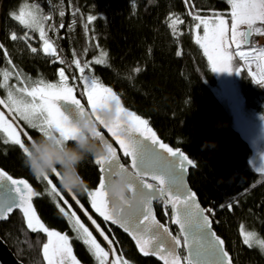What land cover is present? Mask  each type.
Returning <instances> with one entry per match:
<instances>
[{
  "label": "trees",
  "instance_id": "1",
  "mask_svg": "<svg viewBox=\"0 0 264 264\" xmlns=\"http://www.w3.org/2000/svg\"><path fill=\"white\" fill-rule=\"evenodd\" d=\"M23 5L33 10L39 7L43 38L56 45L60 60L64 61L62 66L80 95L84 84H79L81 77L73 61L76 55L83 57L86 50V70L92 67V78L117 92L129 111L147 119L159 140L183 150L196 163L190 170L189 182L234 264H264V248L244 243L248 232L264 240V173L258 174L250 167L254 146L237 129L232 115L216 95L215 72L195 38L197 15L232 21V6L227 0H0V71L5 66V52H9L31 75L53 81L55 65L40 54L42 45L36 44L35 53L26 47L30 37L42 38L39 28L28 29L10 15ZM88 14L96 17L89 25L90 42L82 24ZM12 33L18 37L27 34V38L12 40ZM252 43L264 45V39ZM95 44L107 53L104 64L93 60ZM137 68L139 72L135 71ZM238 80L246 104L264 114L263 87L253 81L244 67ZM2 141L0 137L1 167L16 178L27 179L37 193L51 187L35 181L17 145ZM94 158L87 157L79 169L90 189L96 188L98 179ZM82 193H75L79 204L68 195L67 198L73 211L94 232L79 209L83 204L91 211L89 201L81 198ZM58 202L67 208L59 196L56 201L36 196L33 208L50 230L67 232L70 223L59 211ZM155 206L159 219L171 224L170 209L161 201H156ZM95 218L118 255L133 264H164L156 255H144L128 234L103 218ZM171 230L178 232L177 226ZM0 236L24 264H46L43 244L48 241L47 235L28 229L20 211L0 223ZM74 244L85 264H99L83 241Z\"/></svg>",
  "mask_w": 264,
  "mask_h": 264
},
{
  "label": "snow or ice",
  "instance_id": "2",
  "mask_svg": "<svg viewBox=\"0 0 264 264\" xmlns=\"http://www.w3.org/2000/svg\"><path fill=\"white\" fill-rule=\"evenodd\" d=\"M227 2L232 6L231 41L238 50V56L245 61L255 59L259 63L260 60H264V49L257 51L255 48L250 47L247 52L239 51V49L243 43L252 44L249 37L253 35V31L257 33L264 32V29L255 27L258 21L264 24V0H227ZM39 12L38 6L35 11L21 7L18 12H12L10 15L26 28L38 27L40 36L43 37L45 31L43 27H40L42 17ZM60 15L63 16L64 12H60ZM88 19L91 21L96 17L89 16ZM195 19L199 21L195 24V28L199 30L203 25L204 31L203 39L197 34L196 43L204 48L205 54L212 63V70L233 72L234 69L231 65L233 57L227 51L231 45L226 43L229 31L228 22L219 18L210 30L206 20L199 15ZM241 25H247V29L240 30ZM60 27H63V25ZM18 38L26 39L27 34L18 37L15 33H12V40ZM2 47L3 45H0V48ZM31 51L35 53L37 49L31 48ZM43 51L49 55L56 54V49L47 40ZM102 56L106 59L107 53H102ZM105 59L97 58L95 63L104 64ZM60 62L64 63L63 60ZM73 63L79 69L81 79L84 81L85 92L82 95L87 97L88 108L81 102V99L77 98L76 88L69 86L64 68L59 69L61 80L59 85L45 84L41 81L30 89L28 87L20 88L18 91L24 94L21 96L15 95L9 89L7 91V102L5 99L0 98V105L7 108L9 112L18 113L19 119L27 122V125L31 128L38 129L40 133L49 136L58 133L60 137L71 142L78 131L74 124L75 119L89 112L95 113L98 106L115 101L117 105L116 120L110 124L102 120L100 122L115 138L122 150V156L129 158L130 164L126 166L120 162L121 154L117 152L112 143H110L109 155L95 157L94 163L100 166V171L106 177L110 178H113L120 170L128 171L136 190L142 194L143 199L137 204L131 215H116L106 191V179L101 178L97 188H87L85 191L90 197L91 207L105 221L118 224L125 232H131L144 255H159V258L164 260L165 264H181L179 257L175 255L176 249L181 245V238L172 235L169 227L155 218L151 204L153 200L158 198L167 200L175 212L173 223L179 225V228L185 233L187 228L192 226L201 231L210 228L211 222L207 216L202 215L199 205L195 203L196 194L188 190L184 183L185 172L189 166H194L193 161L183 152L178 149L174 150L160 141L156 133L149 127V121L135 112L127 110L121 102V97L111 87L104 86L98 80L85 75V67L88 66L89 62H85V65L81 66V61L75 59ZM135 71L139 72L140 69L137 68ZM235 72L239 73V69H236ZM8 79L9 74L4 73L3 80L5 84ZM255 83L264 87V73H261L259 78L255 79ZM60 102L64 103L61 104ZM96 119L100 120V117L97 115ZM0 132L7 135L5 143L10 142L18 145L23 154L28 152V146L21 139L17 126L7 119L2 111H0ZM102 137L105 139L103 135ZM26 138L31 142L33 141L30 135L26 134ZM261 160L264 161V153H261ZM259 170L264 172V168ZM54 175L59 179L60 172L56 171ZM149 177L156 183L148 182ZM42 178L51 186L50 188L46 187V193L53 201H56L57 196L60 194L57 184L53 183L50 175H45ZM72 194L75 196V193ZM36 195H40V193L35 192L27 180L14 179L6 171L0 169V201L4 205L0 208V219H5V214L11 213L14 208L22 209L27 228L32 232L47 235L48 241L43 244V256L47 260V264H66V261L70 264H79L75 256L72 255L69 236L50 230L36 214L31 203L32 197ZM76 202L79 204L78 200ZM63 203L69 209L71 208L68 200L65 199ZM81 207L83 208V205ZM228 207L231 208L232 205L229 204ZM59 211L68 218L72 229L77 233V238L82 239L90 247L99 260V264H106L109 251H106L97 242L93 233L81 221L76 212L72 211L69 215L64 207H59ZM85 214L88 215L87 212ZM88 219L100 230L104 239L108 240V236L104 235L96 220L92 219L90 215ZM252 236L253 233L251 232L245 233L244 243L251 246ZM183 239L187 243V234ZM108 242L109 244L112 243L111 240H108ZM259 243L264 247V240H260ZM223 244L224 241L216 237L214 242H209V250H214L215 254L218 255L219 264H231V258L223 249ZM193 247L195 248V256L198 257L201 254V248L195 240L193 241ZM165 254L171 255L172 258L165 260ZM189 255L192 256V253L190 252ZM113 264H121L120 257H115ZM123 264H127V261H124ZM188 264H193V261L190 259ZM196 264H199L198 260Z\"/></svg>",
  "mask_w": 264,
  "mask_h": 264
},
{
  "label": "clouds",
  "instance_id": "3",
  "mask_svg": "<svg viewBox=\"0 0 264 264\" xmlns=\"http://www.w3.org/2000/svg\"><path fill=\"white\" fill-rule=\"evenodd\" d=\"M100 120L96 119V116ZM117 117L115 101L98 106L95 113H87L74 120L78 131L69 142L58 134L44 135L33 139L24 154V163L36 177L60 172L59 183L69 193H82L88 188L84 177L80 174V165L89 156L101 157L109 155L110 142L100 132L101 120L112 123ZM111 205L116 215L131 212L143 199L142 194L126 170H120L106 184Z\"/></svg>",
  "mask_w": 264,
  "mask_h": 264
},
{
  "label": "rangeland",
  "instance_id": "4",
  "mask_svg": "<svg viewBox=\"0 0 264 264\" xmlns=\"http://www.w3.org/2000/svg\"><path fill=\"white\" fill-rule=\"evenodd\" d=\"M21 7H24L26 10H28V9L33 10L29 6H24L23 5ZM33 11H35V10H33ZM89 16H92V15L88 14V15L84 16V18L82 19V24L84 26L83 30H84L87 38H88V41L90 42L92 35H91V31H90V26L89 25H90V23L93 20L90 21L88 19ZM219 18L225 19L228 22L227 26H228L229 31H228V34H227V37H226V43L231 45L230 47H228L227 51L232 54L233 59L231 61V65H232L234 71L233 72H227V71L217 72V71H214L215 75H216V78H217V85L213 89H214L216 95L221 99L223 104L226 106V108L228 109V111L232 115L233 120H234V124L237 127V129L243 135H247L248 139L251 140V143L254 146V152L257 154V156L259 158V156H261V153H264V145L262 144V142L260 140V135H259L261 130H262V128H264V114H261L258 111H256L255 109L250 108L246 104V99L243 96V94H242V92L240 90V86H239V80H238L239 73L235 72L236 69H239V71H241L243 69V67L248 71L249 74L252 73V71H251V69L248 70L246 68V66L242 62L241 58L238 56V50L235 48V45L231 41V24H232V21L229 23V20L227 18L218 17V16L211 17L210 19L209 18H203V19L208 22L209 29L211 30V28L214 27V23L218 22ZM29 19H30V17H29ZM197 23H199V21H197ZM255 27L264 29V24H261V22L258 21ZM35 28L36 27L33 26L32 28H28V29L36 30ZM246 28H247V25H241L240 26V30H245ZM197 34H199L200 37L203 39V37H204L203 25H201V28L199 30H197L195 28V38H196ZM263 39H264V32L257 33L255 31H253V35H252L251 41L256 42V41L263 40ZM94 46L96 48V56H94L93 60H96L97 58L105 59L102 56V53H104L105 51L101 47L96 45V44ZM243 46H244V43L241 45V48L239 49V51H245V50H243ZM30 51H31V49H30ZM87 54L88 53L85 50L83 52V57H80L79 55H76L75 59H79L81 61V66H84L85 62H88L86 60ZM106 59H105V62H106ZM238 60L240 61L239 64H237ZM210 63H211V61H210ZM211 65H212V63H211ZM61 67H62V63H61ZM86 68L87 67H85V73L84 74L89 76L90 78H92L91 73H90V72H92V67H91L90 71H87ZM78 71H79V69H78ZM249 71H251V72H249ZM57 74H58V76H57ZM79 74H80V72H79ZM56 76L53 79V81L52 80H43V79L32 80V81H36V82H39V81L46 82L47 81L46 84L47 83H53V84H58L59 85L61 83V80H60V77H59V73H56ZM250 76H251V74H250ZM80 77H81V74H80ZM82 82L84 84L83 79H81L79 84L81 85ZM76 86L77 85L75 83L73 85V87L76 88ZM28 88L30 89L31 86H28ZM84 91H85V85H84ZM14 94L17 95V96L24 95V94L20 93L18 90L15 91ZM9 113H10V115L12 117L10 121H12L15 126H17V130L19 132L22 131L24 134L25 133L27 134V132L24 131L25 130L24 126L21 123L20 119L18 118V115H16L14 112H12V113L9 112ZM88 216H89V214L86 215V219L91 224L92 228L94 229V232L91 231L92 230L91 228L89 230L93 233V235L95 236L96 240L98 242H100L102 247L106 251H109V256L106 259L107 263H109V264L112 263L113 264V261H114L115 257H120L121 264H123L124 261H127V264H133V263L129 262L127 259H125V258H123V257H121L120 255L117 254V252L114 249L113 244L112 243L109 244V242H108V240H111L109 235L102 229L104 235L108 236V240H105L104 236L101 235L100 230H98L96 228V226L93 225L91 223V221L88 219ZM81 221H82V219H81ZM74 233H75V235H77V233L75 231H74ZM251 233H253V232H251ZM80 240H82V239H80ZM259 241H260V239L256 236V234L253 233V236H252V238L250 240V243H253V244L261 246ZM91 253H93V252L91 251ZM178 257L180 259L181 264H183L184 260L186 259L185 254L183 253V250L180 251V254L178 255Z\"/></svg>",
  "mask_w": 264,
  "mask_h": 264
},
{
  "label": "flooded vegetation",
  "instance_id": "5",
  "mask_svg": "<svg viewBox=\"0 0 264 264\" xmlns=\"http://www.w3.org/2000/svg\"><path fill=\"white\" fill-rule=\"evenodd\" d=\"M27 42V41H26ZM26 47L28 48H33L35 47L36 49L38 48L36 43H33L32 41L30 42H27L26 44ZM41 48V55L46 57V58H49L51 60V64L59 67V68H63V66L61 67V60H60V57L59 55L56 53L55 55H49L47 53H45L43 51V48L44 46H39ZM30 51V50H29ZM32 52V51H31ZM37 52V51H36ZM4 67L2 68V72L0 73V98H3L6 100L7 102V91L9 89H11L13 91V93L17 90H19L20 88H23V87H28V86H35L37 83L41 82H36V81H32V80H40V78H37L33 75H31L28 71L25 70V68L23 66H21L20 63H18V61H16L13 57L12 54H10L9 52H5V62H4ZM4 73H8L9 74V79L7 81V83L5 84L4 80H3V74ZM65 75L68 77V84L69 86H73V82L72 80L70 79V76L65 73ZM46 84V82H44ZM85 91H83L84 93ZM76 96L78 99H81V102L85 104L86 108H88L89 106L87 105L86 101H87V97L86 95H80L77 90H76ZM122 102V101H121ZM123 104V103H122ZM125 107V106H124ZM126 108V107H125ZM127 109V108H126ZM128 110V109H127ZM0 111L4 112L5 114V117L9 120H11V115L8 111L7 108H5L3 105H0ZM12 113V112H11ZM21 123L23 124L24 126V131L27 132V135H30L33 139H36L38 137H40L42 135V133L39 132L38 129H33L31 128L30 126L27 125V122L23 121L22 119H20ZM264 128H262L260 134L263 132ZM22 132V131H21ZM20 132V136H21V139L24 140V143L26 146H29L31 144V141L27 140L26 138V133L24 134L23 132L21 133ZM100 132H103L110 143H113V145L115 146V148L117 149V152L119 154H121V163L125 164L126 166L129 165V158L127 157H123L122 156V153H121V150L119 149L116 141L109 135V133L106 131V129L100 125ZM58 134V133H57ZM259 134V135H260ZM0 137H1V140H3L2 142H4L6 139H7V135L5 133H2L0 132ZM5 143V142H4ZM9 145H15V144H12V143H8ZM18 146V145H17ZM19 147V146H18ZM20 148V147H19ZM20 150L22 151V149L20 148ZM23 153V151H22ZM24 155V154H23ZM95 159V158H94ZM94 159L92 161H94ZM97 166V171H98V179H97V186L96 188L98 187V183H99V180L102 178V172L100 171V166L99 165H96ZM50 178L53 180V183H59V179L55 177L54 174H50ZM34 179L35 181L40 184L41 186H44L45 183H47L45 180H43V178H37L36 176H34ZM148 182L152 183L151 181L148 180ZM30 183V182H29ZM60 184V183H59ZM32 185V184H31ZM35 189V188H34ZM59 189V188H58ZM95 189V188H94ZM35 192H37V190H35ZM39 193V192H38ZM67 195L68 197H70L74 202H76L77 198L75 196H73L72 193H69L67 191H65L64 189L61 190L60 189V194L58 195L62 201H64L65 199L68 200L67 198ZM37 197H41V198H45L46 197H50L48 194H46L45 192V189L40 193V195H36ZM34 196V198L36 197ZM33 198V199H34ZM81 198L83 199V201H89L90 203V209L91 211L89 212L85 206H83V208L81 206H79V209L85 214V212H87V214H89L90 216H92V218L94 220H96L95 216L96 217H99V218H103L101 217L98 213L95 212V210L91 207V200H90V197L88 196L87 192H84L81 194ZM156 202V201H155ZM161 202H163L161 200ZM69 203V201H68ZM33 204V203H32ZM59 205V207H62V205H60V203L58 202L57 203ZM70 204V203H69ZM164 204V203H163ZM83 205V204H81ZM165 205V204H164ZM168 208V207H167ZM65 211H67L69 213V215L71 214V212L73 211V205H71V208L69 209L68 207L65 208ZM78 215V214H77ZM86 215V214H85ZM79 216V215H78ZM83 221V220H82ZM110 224L111 222L108 221ZM83 223L90 229L89 225L87 223H85L83 221ZM164 223V222H163ZM115 226V225H114ZM118 228V227H117ZM56 231V230H55ZM92 231V230H91ZM122 231V230H121ZM57 232H60L62 234H67L69 236V243L71 244V248H72V255L75 256L76 260L79 262V264H85L83 259L80 257L81 254H80V250L75 246L74 242H79V241H82L80 239L77 238V235H75L73 229L71 226H69L68 228V231L65 232V231H57ZM54 239V238H53ZM98 242V241H97ZM47 243V242H46ZM100 244V242H98ZM101 245V244H100ZM102 246V245H101ZM137 246V245H136ZM88 247V250L91 251L90 247L87 245ZM96 257V256H95ZM97 259V257H96ZM46 260V259H45ZM98 260V259H97ZM99 261V260H98ZM46 263H47V260H46Z\"/></svg>",
  "mask_w": 264,
  "mask_h": 264
},
{
  "label": "water",
  "instance_id": "6",
  "mask_svg": "<svg viewBox=\"0 0 264 264\" xmlns=\"http://www.w3.org/2000/svg\"><path fill=\"white\" fill-rule=\"evenodd\" d=\"M247 29V28H246ZM245 29V30H246ZM252 36L249 37V39L251 40ZM245 46H248L247 43H244ZM61 104H63L64 102H60ZM107 131V130H106ZM108 132V131H107ZM102 135L105 137V139L109 142L107 136L101 132ZM109 133V132H108ZM109 135L111 136V134L109 133ZM112 137V136H111ZM114 140L115 138L112 137ZM260 140L262 142V144L264 145V130L263 132L260 134ZM161 141V140H160ZM117 143V142H116ZM164 143V142H163ZM166 144V143H165ZM113 145V143H112ZM118 145V143H117ZM169 146V145H168ZM113 147H115L113 145ZM119 147V145H118ZM170 147V146H169ZM120 149V147H119ZM121 150V149H120ZM174 150H177V149H174ZM180 152H183L190 160H192L189 155L184 152L183 150L181 149H178ZM121 153H122V150H121ZM166 155V154H165ZM193 161V160H192ZM121 162V160H120ZM130 162V160H129ZM194 163V166H189L188 167V170L185 172V176H184V183L186 185V188L188 190H190L191 192H194V190L192 189V186L189 182V176H190V170L195 168L196 167V163L193 161ZM130 164V163H129ZM249 165L250 167L253 169L254 172L258 173V174H261V173H264V172H261L259 169L260 168H264V161L261 160V157L258 158V156L256 155L255 152H253L252 156L250 157L249 159ZM0 169H3L4 171H6L3 167L0 166ZM129 170H131L129 168ZM163 170V169H162ZM9 175H11L8 171H6ZM12 176V175H11ZM14 179H24V180H27L25 178H16L14 176H12ZM102 178H105L106 179V184L108 182L111 181L112 178L110 177H106L105 174L102 172ZM149 181H151L152 183H156L155 181H153L150 177L148 179ZM28 181V180H27ZM29 182V181H28ZM30 184V183H29ZM31 185V184H30ZM32 186V185H31ZM33 190L35 191L34 187L32 186ZM195 193V192H194ZM33 198L34 196L32 197L31 199V203H33ZM162 199H156V200H153L152 201V204H151V207H152V212L155 216V218L162 224H164L160 219L159 217L157 216V211H156V206H155V201H161ZM163 203L165 204L166 207L170 208L171 211H172V222L171 224L172 225H175L177 226L179 232H177L176 234L173 233V231L171 230V226L169 224H165L166 226L169 227L170 231H171V234L172 235H175V236H178V237H182V240H183V245H182V248L185 250V257H186V261L185 263L188 264V261L191 259L193 261V264H196V261L198 260L199 261V264H219V257L218 255L215 254L214 250H209V242L212 241L214 242L215 241V238L216 237H219L221 240L222 238L217 234L214 226H213V220L211 218V216L209 214H207L206 210H205V207L204 205L201 203L199 197L196 195L195 196V203L199 205V208L200 210L202 211V215L203 216H207L208 220L211 222L210 223V228L207 229V230H198L197 228H195L194 226L192 227H188L187 228V232L185 233L184 231H182L180 228H179V225L173 223V220L175 218V212H174V209L172 207V205L170 203L167 202V200H162ZM4 205H3V202L0 201V208H2ZM33 206V204H32ZM15 211H20L21 213L22 212V209H16L14 208L13 211L11 213H6V218L5 219H0V223L1 222H4L6 220L9 219V217L15 212ZM135 211V208L129 212L128 214H125L124 216H129L131 215L133 212ZM113 224V223H111ZM115 225L116 227H118L120 230H122L123 232L124 229L121 228L118 224H113ZM126 234H128L130 236V238L135 242V244L137 245V247L140 249V246L136 243V240L133 238V235L131 234V232H125ZM187 234L188 236V240H187V243H185L183 237ZM196 241L198 243V246L201 248V254L197 257L195 256V248L193 247V241ZM223 249L227 252L228 256L230 257L226 247H225V244H223ZM180 250H181V245L179 248L176 249V252H175V255L178 256L179 253H180ZM192 253V256L189 255V253ZM159 257V255H156ZM172 257L171 255L169 254H165V260H170ZM231 258V257H230ZM161 260V259H160ZM164 264H165V261L164 260H161ZM0 264H24L23 261H21L17 255L14 253V251L10 248V246L7 244V242L0 236ZM47 264V263H46ZM66 264H70V262H67L66 261ZM231 264H234L233 260L231 259Z\"/></svg>",
  "mask_w": 264,
  "mask_h": 264
},
{
  "label": "built area",
  "instance_id": "7",
  "mask_svg": "<svg viewBox=\"0 0 264 264\" xmlns=\"http://www.w3.org/2000/svg\"><path fill=\"white\" fill-rule=\"evenodd\" d=\"M255 49L257 51L264 49V45L257 46V47H255ZM248 50H249V48L245 49V52H247ZM243 63L248 70L251 69L253 74L252 73H250V74H251V77H252L254 82H255L256 78H259L261 73H264V60H260L258 63L257 60H255V59H248L247 61H245L243 59ZM249 65H250V67H249ZM253 65H255V66H253ZM251 71H249V72H251Z\"/></svg>",
  "mask_w": 264,
  "mask_h": 264
},
{
  "label": "bare ground",
  "instance_id": "8",
  "mask_svg": "<svg viewBox=\"0 0 264 264\" xmlns=\"http://www.w3.org/2000/svg\"><path fill=\"white\" fill-rule=\"evenodd\" d=\"M30 39H31V41L33 42V43H38V44H40V45H42V46H45V41L47 40L49 43H51L52 44V46L56 49V53L57 54H60V52L57 50V47H56V45L53 43V41H50V40H48V39H45V38H36V37H30ZM30 41V42H31ZM257 46H261V44H251V45H248V46H244L243 47V50H245V49H247V48H250V47H252V48H255V47H257ZM33 48H35V47H33ZM29 50H30V48H29ZM242 61H243V59H241ZM53 65V64H52ZM253 66H255V65H253ZM59 69H61V68H59V67H57V66H55V72L56 73H59ZM2 70L3 69H1V71H0V73L2 72ZM64 71H65V73H67V71H66V69H64ZM262 87V86H261ZM264 89V88H263ZM15 113V112H14ZM16 115H18L19 116V114L18 113H15ZM261 174H263V173H261ZM168 209H170V208H168ZM170 211H171V209H170ZM171 214H172V211H171Z\"/></svg>",
  "mask_w": 264,
  "mask_h": 264
}]
</instances>
